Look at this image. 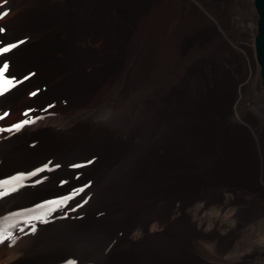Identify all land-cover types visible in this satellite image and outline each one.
Instances as JSON below:
<instances>
[{
	"label": "bare ground",
	"instance_id": "6f19581e",
	"mask_svg": "<svg viewBox=\"0 0 264 264\" xmlns=\"http://www.w3.org/2000/svg\"><path fill=\"white\" fill-rule=\"evenodd\" d=\"M4 9L0 41L18 44L9 56L21 83L0 96V127L31 123L0 133V179L48 167L0 198V229L17 238L0 264H262L255 0ZM66 195L31 234L25 219L48 213L37 205Z\"/></svg>",
	"mask_w": 264,
	"mask_h": 264
},
{
	"label": "snow or ice",
	"instance_id": "6c2138e0",
	"mask_svg": "<svg viewBox=\"0 0 264 264\" xmlns=\"http://www.w3.org/2000/svg\"><path fill=\"white\" fill-rule=\"evenodd\" d=\"M7 15V11L0 12V18H3V16ZM5 31V28L0 27V33H3ZM20 43H23V41H20ZM17 43H11V42H3L0 41V96L4 95L8 91H10L13 87L16 86V84L21 83V81H18L15 78V75L11 72L10 69V56L9 54L12 53L13 49L17 48ZM28 77L26 76L25 79ZM32 95H35V93H32ZM8 115L7 112H4L3 115H0V120H3ZM25 116L28 115V113H24ZM31 123L30 120L24 119L21 120L18 123H15L11 125L10 127L4 128L0 127V133L8 132L12 133L13 131H20L25 125H28ZM88 164L92 163L91 160L87 161ZM86 165L81 164H71L70 167L72 168H81L85 167ZM47 165L41 168H37L34 171H28V172H17V174L9 176L6 179H0V198L9 196L12 192H16L18 189L25 187L24 182L26 180L31 179L32 177L38 176L40 173L47 170ZM56 168H59L60 165H55ZM41 183V180H35L33 181V186L35 184ZM61 183H65L62 181ZM75 192H82L83 189H75ZM74 197L72 195H66L61 196L58 199H51V200H45L42 204H38L37 207H48V213H45L44 215H32L28 216L24 223L28 224L30 226V233L34 234L36 231V226L32 221H40V222H47L45 219V216L50 214L51 212H55L57 209L66 206L67 202L72 200ZM20 232H24V228L19 229ZM27 234V233H26ZM16 236L15 233L9 231L0 229V247L7 246L9 248L15 246L16 242ZM67 264H75L74 261H67Z\"/></svg>",
	"mask_w": 264,
	"mask_h": 264
},
{
	"label": "water",
	"instance_id": "95a60500",
	"mask_svg": "<svg viewBox=\"0 0 264 264\" xmlns=\"http://www.w3.org/2000/svg\"><path fill=\"white\" fill-rule=\"evenodd\" d=\"M255 6L259 14L258 30L259 34L255 40L256 57L259 63L263 83H264V0H255Z\"/></svg>",
	"mask_w": 264,
	"mask_h": 264
},
{
	"label": "rangeland",
	"instance_id": "374dc122",
	"mask_svg": "<svg viewBox=\"0 0 264 264\" xmlns=\"http://www.w3.org/2000/svg\"><path fill=\"white\" fill-rule=\"evenodd\" d=\"M11 0H0V5H7L9 2H10ZM257 10V9H256ZM5 11V9L2 11V12H4ZM10 16V14L7 12V15H5V16H3V18H0V27L1 26H3V25H5L6 24V20H7V18ZM254 47H255V45H254ZM262 126L263 125V123H260L259 124V126ZM212 212L213 213H217L218 212V210L216 209V208H213L212 209ZM223 222H225V225H226V227L228 228L229 227V229H233L234 227H235V223H234V221L232 220V219H229V220H227V221H223ZM227 223V224H226ZM233 226V227H232ZM263 236H264V226H263ZM259 250H264V242L263 243H261L258 247H257ZM260 263H262V264H264V261L262 262H260Z\"/></svg>",
	"mask_w": 264,
	"mask_h": 264
}]
</instances>
